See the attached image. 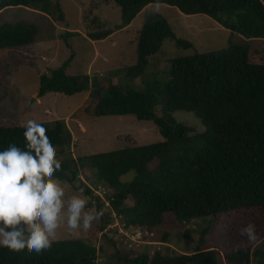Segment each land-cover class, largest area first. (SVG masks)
Here are the masks:
<instances>
[{"label":"trees","instance_id":"obj_1","mask_svg":"<svg viewBox=\"0 0 264 264\" xmlns=\"http://www.w3.org/2000/svg\"><path fill=\"white\" fill-rule=\"evenodd\" d=\"M113 2L121 13L120 24L96 34L101 41L114 31L127 27L149 5H165L186 16L203 15L222 28L239 35L240 42L229 40L221 50L198 53L194 45L177 37L168 22L160 18L144 22L138 32L135 62L122 73L137 79L140 89L130 84L122 87L107 79L101 85L85 74L68 75L69 60L48 74L39 76L38 98L48 93L73 96L89 94L79 114L90 117L134 116L138 121L152 122L161 141L99 154L73 158L72 134L64 120L41 123L57 149L61 171L56 173L90 199L89 207L109 213L99 219V231L113 219L125 228L148 231L165 223L172 215L179 224L195 219L256 211L264 221V5L261 0H100ZM24 7L59 22L64 21L56 0H0V10ZM76 33H67L70 36ZM38 29L33 24L6 22L0 24V50L19 48L36 42ZM191 50L188 57L171 59L169 77L160 78L151 62L164 44ZM261 41V50L251 44ZM168 42V43H169ZM118 71L117 73H120ZM166 79V80H164ZM184 111L199 119L205 130L193 133L190 127L177 123L172 113ZM24 127H0V151L10 143L24 145ZM156 165L151 168L153 162ZM84 169L92 171V188L78 181ZM133 173L131 180L121 178ZM106 190V201L95 195ZM106 195V193H105ZM130 199L131 206H125ZM114 217V218H113ZM211 224V223H209ZM205 226L195 251L190 254L120 256L115 252L106 264H220L217 250L201 249ZM164 242V241H162ZM224 264H264V239L257 245H243L222 254ZM98 251L81 240L54 241L50 250L40 255L11 253L0 247V264H97Z\"/></svg>","mask_w":264,"mask_h":264},{"label":"rangeland","instance_id":"obj_2","mask_svg":"<svg viewBox=\"0 0 264 264\" xmlns=\"http://www.w3.org/2000/svg\"><path fill=\"white\" fill-rule=\"evenodd\" d=\"M56 1L63 14L62 22L24 7L0 10V24L22 22L33 24L38 29L34 44L0 50V127L22 126L29 119L38 123L64 120L72 134L70 151L73 158L161 141L156 126L150 121H138L134 116L90 118L79 114V109L89 100L90 91L73 96L48 93L43 98H38L39 76L60 67L71 55L66 69L68 75L88 72L90 78L97 80L100 87L107 79L122 87L130 84L131 88L140 89L142 86L137 79L129 80L122 70L135 62L137 32L145 19L144 21L142 19V22L135 21L125 32L114 31L111 37L92 41L88 37L89 34L114 29L120 24L119 7L113 2L104 3L100 0ZM261 2L264 5V0ZM150 9L163 16L175 35L191 42L198 53L221 50L227 46L229 40L240 42L243 39L239 35H232L207 16L201 15L202 18H198L200 20L193 19L194 16L176 17L175 8L165 5L151 6ZM182 19L188 24H181ZM67 33L76 34L67 36ZM168 42H164L147 70L157 69L161 79L164 77L167 79V75L169 77L171 59L193 54L191 50L173 48L172 43ZM251 46L253 49L261 50L263 43L257 41ZM118 71L121 72L117 73ZM171 116L177 123L190 127L193 130L191 134L205 130L192 113L176 111ZM155 165L154 161L150 167L153 168ZM133 175L128 173L121 180L127 182ZM92 180V171L84 169L74 185L81 181L92 187ZM62 186L66 196L85 197L69 184L62 182ZM94 194L100 196L102 202L106 201L107 192L101 187L95 190ZM87 200L89 203L90 199ZM124 204L131 206L132 202L127 199ZM102 211L109 213L107 203L103 204ZM250 223L256 226L258 239L254 243H249L238 235L239 228ZM99 226L100 220L94 222L91 230L87 232L82 230L72 232L66 225L62 226L55 241L81 240L91 244L98 251L97 264H106L105 259H110L115 252L120 256L129 257L144 253L151 256L158 250L168 255L174 252L190 254L196 250L201 232L207 226L208 233L203 236L204 245L201 249L217 250V261L224 264L223 253L237 245L260 244L264 239V221L256 211L231 213L212 222L210 218H200L184 224H179L172 215L167 214L165 223L151 232L146 228L139 231L136 228H125L119 219H113L102 231H99ZM113 264H116L115 260Z\"/></svg>","mask_w":264,"mask_h":264},{"label":"clouds","instance_id":"obj_3","mask_svg":"<svg viewBox=\"0 0 264 264\" xmlns=\"http://www.w3.org/2000/svg\"><path fill=\"white\" fill-rule=\"evenodd\" d=\"M22 127L23 147L10 143L0 151V247L40 255L51 249L62 226L87 232L103 211L88 207L81 195L66 196L56 177L61 162L48 129L33 119ZM238 235L249 243L258 239L251 223L239 228Z\"/></svg>","mask_w":264,"mask_h":264},{"label":"crops","instance_id":"obj_4","mask_svg":"<svg viewBox=\"0 0 264 264\" xmlns=\"http://www.w3.org/2000/svg\"><path fill=\"white\" fill-rule=\"evenodd\" d=\"M152 6H160V5H152ZM149 7L151 8V5H149ZM145 9L146 8H144L135 18H134V20L127 26V27H125V28H123L122 30H119V31H126V30H128L129 29V27L136 21L137 22V20H140V21H138V22H142V19H143V21H144V17H145ZM175 11V13H174V15L177 17H182V15L183 14H181L177 9H174ZM184 16H186V15H184ZM194 16V18L193 19H197V20H200V19H198V18H202V17H200L201 15H192V16H189V17H193ZM196 16H199V17H196ZM141 18V19H140ZM183 21V22H182ZM182 21H181V24L182 23H184V20L182 19ZM139 24V23H138ZM184 24H188V23H184ZM191 24H193L192 22H191ZM216 24V23H215ZM217 26H219V25H217ZM118 31V32H119ZM138 33V32H137ZM109 37H111V35L109 36ZM177 37H179V36H177ZM108 38V37H107ZM181 38V37H180ZM86 74L89 76V73L88 72H86ZM85 74V75H86ZM113 82V81H112ZM44 97V96H43ZM42 97V98H43ZM84 101H85V96L83 97V99H82V102L84 103Z\"/></svg>","mask_w":264,"mask_h":264},{"label":"water","instance_id":"obj_5","mask_svg":"<svg viewBox=\"0 0 264 264\" xmlns=\"http://www.w3.org/2000/svg\"><path fill=\"white\" fill-rule=\"evenodd\" d=\"M157 18H160V14L152 11L150 9V7L147 6L145 9V22H152L153 20H155ZM90 92L98 95V89H96V88H91Z\"/></svg>","mask_w":264,"mask_h":264},{"label":"built area","instance_id":"obj_6","mask_svg":"<svg viewBox=\"0 0 264 264\" xmlns=\"http://www.w3.org/2000/svg\"><path fill=\"white\" fill-rule=\"evenodd\" d=\"M136 229L139 231V230H141L142 228H141V227H138V228H136ZM146 234H147V233H146Z\"/></svg>","mask_w":264,"mask_h":264}]
</instances>
